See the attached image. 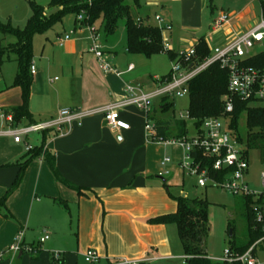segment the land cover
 Here are the masks:
<instances>
[{
	"label": "crops",
	"instance_id": "obj_1",
	"mask_svg": "<svg viewBox=\"0 0 264 264\" xmlns=\"http://www.w3.org/2000/svg\"><path fill=\"white\" fill-rule=\"evenodd\" d=\"M239 1L242 2L240 9L220 10L219 13H228L230 20L218 29L213 28V23L219 13L209 19L208 0H143V4L137 0V8L144 12L142 16H133L136 19H150L151 22L152 15H161L165 23L172 27L165 33L164 39L171 44L173 53L196 48L202 39L211 53L214 48L253 29L264 16V6L260 12L250 0ZM255 1L258 0H253ZM260 1L264 4V0ZM120 23H123L125 30V44L121 50L123 55H119L114 47L116 32L112 35L113 39L106 37V42L113 43V47L109 45V48H103L109 55L110 64L120 75L102 71L96 57L88 52V37L83 30L64 47H60L57 42L63 35L56 32L53 41L43 45L39 52L34 51L32 65L36 74L32 75L28 105L30 117L19 123L10 124L5 119L13 113V109L22 105V90L20 87H13L18 67H14L7 77L5 70L3 71L5 66L2 65L0 199L7 195L18 178L20 167L17 163H23L30 152L42 148L38 157L26 169L19 188L9 197L7 209L0 215L2 261L21 264L25 252L17 255L6 253V248L14 245L20 233L24 235V245L34 246L38 250L42 247L39 239L44 233L58 235L68 229L77 233L78 245L83 244L84 235L89 236L94 240L89 239L86 251L93 249L99 253L101 258L96 264H111L115 260L124 259L123 255L151 264L153 258H146L145 248L156 243L157 249L162 247L173 252L178 246V230L170 228V225H152L148 220L177 211V206L173 208L163 197L162 186L178 187L184 181L185 174L180 167L184 152L180 148L182 157L176 160L169 157L172 162L165 166H162L165 158L160 162V166L164 167L163 176H170L172 179L156 176L155 181L153 176L162 173H159L157 163L152 162V151L162 150L167 146L148 143L146 115L142 110L135 106L122 110V119L130 124L128 131H112L107 127L104 117L96 115L85 119L81 126H75L64 137L48 131L31 134L24 137L21 143H16L14 137L8 134L9 129L46 122L56 117L62 109L95 110L121 101L127 96L128 84L141 86L146 91L154 90L160 76H147L148 73L144 72V57L128 53L125 24L123 21ZM154 24L151 22L152 26ZM78 26L75 17L72 30ZM98 32L100 37L104 34L102 30ZM136 63L141 65L140 68ZM131 65L134 69L129 71ZM163 100H154L153 116L167 122L170 133H178L176 120L180 119H170L166 117L167 114L161 113ZM167 101L174 102L173 99ZM28 144L33 147L32 150L27 149ZM47 156L51 159H47ZM52 163L66 184L56 179ZM169 164L172 165L167 168ZM67 185L81 188L82 192L78 193ZM68 218L70 226L66 227ZM29 229L38 234L37 239L31 242L26 241ZM98 235L103 242H97ZM50 241L48 239L43 244ZM79 249L80 247L78 251ZM39 251L33 253L37 255ZM50 252L53 263L57 264V253L54 250ZM84 254L81 255L82 258ZM59 255V260L63 259L64 264L66 258L60 252ZM158 259L174 260L179 257L166 256ZM83 262L88 264L84 258ZM182 264L187 262L182 259Z\"/></svg>",
	"mask_w": 264,
	"mask_h": 264
},
{
	"label": "built area",
	"instance_id": "obj_2",
	"mask_svg": "<svg viewBox=\"0 0 264 264\" xmlns=\"http://www.w3.org/2000/svg\"><path fill=\"white\" fill-rule=\"evenodd\" d=\"M89 4L93 0H88ZM85 14L78 16V28L85 27L89 30L91 36L89 40L91 46L88 52L93 54L100 68L105 73L119 72L110 64L109 55L103 50L99 42L100 33L95 26L83 25ZM230 15L226 12L219 13L213 23V28L218 29L227 24ZM140 25H151L150 19H137ZM155 24L162 34L164 52L172 51L171 44L165 41L164 35L172 29L171 25L166 24L160 16L154 17ZM77 29V28H76ZM75 29L68 34L57 39L58 45L64 47L72 39ZM264 45V16L260 23L248 32L241 34L228 43L216 47L201 63H196V48L192 47L185 51L177 53V58L172 60L171 71L166 78H160L157 87L152 91H146L141 86L126 85L127 96L121 101L109 104L105 107L95 110H73L62 109L58 115L46 122L32 124L19 129H9L8 134L14 137L16 143H21L24 137L34 133H44L53 131L59 137L69 135L75 126H81L85 119L102 115L106 125L112 131H128L130 124L121 117L122 110L135 106L146 114V138L148 143L158 145L179 147L183 150L184 156L180 167L186 176L198 178L197 185L202 188L216 187L230 193L235 197H253L256 203L253 206L256 225L264 232V169L261 172L262 191L257 193L253 191L248 183L247 177L250 170L249 154H246V143L241 144L236 134L229 128L228 116L235 110L234 100L248 102L250 108H257L253 104L264 102V70L246 65V61L259 53L256 48ZM264 51V50H263ZM262 51V52H263ZM219 63L229 73L228 94L225 96V115L222 117H209L203 120L199 128L196 129L194 137L188 136L182 138L164 139L159 136L156 122L151 117L154 100L156 99H183L189 97V83L201 72L211 65ZM134 67L131 65L129 71ZM31 74H36V69L31 66ZM6 121L14 124L13 114L5 117ZM180 120H190L189 111L179 114ZM28 150H32L31 145H27ZM261 154V152H260ZM205 159L202 160L201 158ZM262 156V155H261ZM172 162L171 158H165L162 166ZM264 167V162H263ZM209 170L225 174L223 181H218L209 175ZM169 172L167 171L166 174ZM49 239L44 235L39 239L43 244ZM8 253L17 255L23 252H32L33 246L23 244V233L17 237L16 244L12 245ZM59 254H55L58 261ZM100 255L96 250L89 249L84 254L85 262L96 264L100 260ZM189 257L185 256L187 262ZM225 264H264V236L257 240L245 253L234 251L231 247L224 251V255L214 260ZM146 261H136L128 259H118L111 264H145Z\"/></svg>",
	"mask_w": 264,
	"mask_h": 264
},
{
	"label": "trees",
	"instance_id": "obj_3",
	"mask_svg": "<svg viewBox=\"0 0 264 264\" xmlns=\"http://www.w3.org/2000/svg\"><path fill=\"white\" fill-rule=\"evenodd\" d=\"M214 1L208 0L212 13L214 12ZM124 2L125 0H93L89 4L88 0H51V6L57 9V13L51 17L46 15L43 7L30 3L32 15L25 28H13L10 25L7 26L0 23V32L2 34H10L16 38V42L7 47H4L0 40V72L8 52H12L16 56L18 65V73L14 79L13 87L21 88L22 105L13 109L14 124L30 117L28 105L33 82L31 66L33 63L34 36L45 31L54 23L61 21L66 14H74L77 22L78 16L84 13L85 20L81 23L82 26L84 24L95 26L97 30H102L107 37L114 35L119 23L123 21L129 53L142 54L147 57L167 53L170 55L171 60L177 58V53L163 51L161 31L152 25H140L132 15L131 8ZM262 6H264L263 3ZM96 25H99V27ZM196 52V58L194 59L196 63H201L206 57H209L210 51L203 39L196 46ZM245 63L248 66L264 70V51L248 59ZM228 81V71L222 68L219 63H215L189 83L188 111L190 118L195 121V128H199L206 118L225 115L224 98L228 94ZM248 104V102L234 100L235 110L228 116L229 128L236 134L241 144L246 143V154H249L252 150H258L264 159V107L250 108ZM161 106V113L167 114L173 110L174 102H168L167 99H164ZM243 116L246 117L244 133L241 126ZM151 117L156 122L159 136L164 139L182 138L188 134L187 121L185 120H176L179 132L172 134L169 132L170 127L167 122L155 119L156 117L153 116V113ZM41 151L42 148L39 151L35 149L30 152V156L23 163H17L20 167V173L7 195L0 199V215L3 210L7 209L6 203L9 197L21 185L26 169ZM49 158L51 159V157L47 156V159ZM201 159L206 162L205 159ZM51 168L56 179L65 183L53 163ZM209 175L218 181H223L225 177V174L212 170H209ZM67 186L73 187L71 185ZM164 186L168 187L167 185ZM73 188L78 193L82 192L81 188ZM242 199L247 221V241L243 244L234 242L231 245V248L239 253H245L257 240L264 236V232L256 225L255 221L253 206L256 201L253 197H243ZM175 200L177 201L176 212L151 218L148 223L152 225H176L184 254L189 257L187 264H225L214 261L209 257L205 249L206 239L209 234V203L205 200L189 197H179ZM39 250L33 246L32 253ZM63 262L64 260L62 259L56 263L63 264Z\"/></svg>",
	"mask_w": 264,
	"mask_h": 264
},
{
	"label": "rangeland",
	"instance_id": "obj_4",
	"mask_svg": "<svg viewBox=\"0 0 264 264\" xmlns=\"http://www.w3.org/2000/svg\"><path fill=\"white\" fill-rule=\"evenodd\" d=\"M143 4V0H138ZM249 1V0H248ZM252 4L255 6L257 11L262 12V3L260 0L253 2L250 0ZM35 3L44 8L45 13L48 17L55 15L57 13V9L51 6V0H0V23L3 25H10L13 28L23 29L27 25L29 18L32 15L31 4ZM131 8L132 15L135 16H142L143 10L137 8V1L136 0H125L124 2ZM209 4V3H208ZM242 2L239 0L232 1V0H215L213 3L214 12H211L210 6L208 7V17L209 19L212 18L215 14H218L220 10L230 11V8H237L240 9ZM233 6V7H232ZM240 6V7H239ZM152 15V14H151ZM154 15H152L151 22H154ZM161 16V15H160ZM162 17V16H161ZM75 15L74 14H66L61 21L54 23L51 27L46 29L43 32L37 33L33 39V56L34 51L39 52L43 45L46 43H50L49 41H53L54 37L56 36V32L59 34H66L72 30L73 22H74ZM163 18V17H162ZM83 30L87 34L88 37V49L91 46V42L89 37L91 36L89 30L87 28H77L75 29V34L73 37L77 36L78 33ZM124 25L120 23L118 30L115 34V44L114 47L119 52V55H123L121 50L125 44V32H124ZM114 36V35H113ZM106 35H102L100 37L99 42L102 44L103 48L106 46L109 48V45L113 47V43L106 42ZM112 38V36H110ZM113 39V38H112ZM112 39H109L111 41ZM0 40L2 41V45L7 47L12 45L16 42V38L10 34L4 35L0 32ZM113 40V41H114ZM264 50V45L260 48H256L255 51ZM121 52V53H120ZM129 53V52H128ZM131 54V53H129ZM128 54V55H129ZM132 55H139L143 56L146 63L144 64L145 73L157 76L167 75L171 71L172 67V60L170 59L167 53H160L154 55L152 57H147L142 54H132ZM122 59V58H121ZM16 56L12 52H8L5 56V63L3 71L5 70V74L7 77L11 75V70L15 67L17 68L18 65L15 62ZM137 67L140 68L141 65L138 63ZM1 75V72H0ZM175 102V108L167 113V118H179V114L185 113L189 109V98L185 97L183 99H178L177 97L173 98ZM252 106L256 107H264V102H259L253 104ZM143 113H145L143 111ZM146 115V114H145ZM245 122L246 117L243 116L241 119V126L243 133L245 132ZM187 136L189 138L194 137L196 134V129L194 123L190 120H187ZM152 145L157 146L158 144L150 143ZM160 146V145H158ZM164 146V145H163ZM160 149V148H158ZM179 147H172L167 146L164 149H160L158 151H152L154 153L153 160L154 164L157 163L159 173L162 175H154V180L156 181V176L164 177L165 179H170V176H163L164 167L160 166V162L166 158L171 157L173 160H176L182 157V152L179 150ZM183 159V158H182ZM249 162H250V170L249 175L247 177L248 183L251 189L257 193L262 191L261 187V172L263 171V162L264 159L261 156L258 150H252L249 155ZM173 164V163H172ZM172 164H169L167 168H169ZM163 168V169H162ZM161 170V171H160ZM185 179L182 184L178 187L169 186L166 188L165 186L163 191V197L166 201H168L173 208L177 206L176 198L186 197L189 198H197L201 200H205L209 203V234L206 239L205 249L210 258L213 260L219 259L224 255V251L231 247L234 242L238 244H243L247 241V221L245 217V207L244 201L242 197H235L230 193L222 190L221 188L216 187H206L202 188L197 185L198 178L193 176H184ZM172 179V178H171ZM170 179V180H171ZM75 210V209H74ZM66 227L70 226V220L67 219ZM49 223L48 221H46ZM50 224V223H49ZM230 225V227H229ZM49 226V225H46ZM170 228L177 230L176 225H170ZM178 233V232H177ZM48 235L50 242L42 244V247L39 248L40 251L36 255L32 252H25L21 264H54L53 257L51 254V250H54L57 254L59 252L62 254L63 257L66 258L64 264H84L83 255L86 250L87 246L89 245V239L94 240L89 236H83V244L78 245V236L77 233H72L68 229L65 230L63 234H46ZM19 236V235H18ZM17 236V237H18ZM17 237L15 241L17 240ZM24 237V235H23ZM38 234L33 229H29L27 231L26 241L31 242L34 239H37ZM99 237V239H98ZM96 238L97 242H103V239H100L101 236L98 235ZM103 238V237H102ZM178 238V246L173 252H168L164 250L162 247L157 249L156 243L155 245L148 246L145 248L146 258L148 260L152 259L151 264H182V259H184V250L182 244L180 242L179 236ZM137 241V240H136ZM134 241V242H136ZM16 244V242H14ZM78 247H80L78 251ZM9 249L6 248V253H8ZM5 253V252H4ZM3 255V254H2ZM125 256L124 259L132 260L129 256ZM166 256H174L179 257V259L174 260H165V259H158L163 258ZM0 254V264H10V262H6V260H1ZM38 257V259H36Z\"/></svg>",
	"mask_w": 264,
	"mask_h": 264
},
{
	"label": "water",
	"instance_id": "obj_5",
	"mask_svg": "<svg viewBox=\"0 0 264 264\" xmlns=\"http://www.w3.org/2000/svg\"><path fill=\"white\" fill-rule=\"evenodd\" d=\"M183 197H185V196H183Z\"/></svg>",
	"mask_w": 264,
	"mask_h": 264
}]
</instances>
